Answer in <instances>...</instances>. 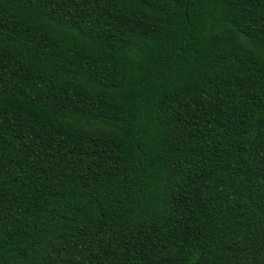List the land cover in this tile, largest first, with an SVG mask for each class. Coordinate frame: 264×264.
<instances>
[{"label": "trees", "instance_id": "obj_1", "mask_svg": "<svg viewBox=\"0 0 264 264\" xmlns=\"http://www.w3.org/2000/svg\"><path fill=\"white\" fill-rule=\"evenodd\" d=\"M0 264H264V0H0Z\"/></svg>", "mask_w": 264, "mask_h": 264}]
</instances>
